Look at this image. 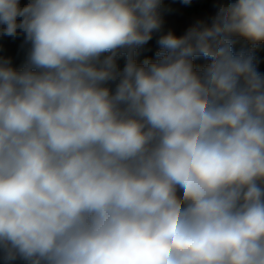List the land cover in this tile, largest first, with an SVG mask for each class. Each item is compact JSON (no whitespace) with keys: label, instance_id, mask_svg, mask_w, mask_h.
<instances>
[{"label":"clouds","instance_id":"1","mask_svg":"<svg viewBox=\"0 0 264 264\" xmlns=\"http://www.w3.org/2000/svg\"><path fill=\"white\" fill-rule=\"evenodd\" d=\"M213 8L0 0V264H264V0Z\"/></svg>","mask_w":264,"mask_h":264},{"label":"rangeland","instance_id":"2","mask_svg":"<svg viewBox=\"0 0 264 264\" xmlns=\"http://www.w3.org/2000/svg\"><path fill=\"white\" fill-rule=\"evenodd\" d=\"M165 2L174 9V11L167 13L169 15L185 14L188 16H199L201 19L211 15L214 11V0H193L190 6L180 4L179 0H165ZM20 39H22V37L16 40L9 37H0V55L6 56L14 52L20 44ZM255 54L260 62V70L264 71V45L259 46ZM14 64L19 65L17 62Z\"/></svg>","mask_w":264,"mask_h":264},{"label":"crops","instance_id":"3","mask_svg":"<svg viewBox=\"0 0 264 264\" xmlns=\"http://www.w3.org/2000/svg\"><path fill=\"white\" fill-rule=\"evenodd\" d=\"M200 19L199 16H188V15H169L165 13L164 16V27L165 30L171 29L177 33H182L184 30H186L187 27H189L192 23L195 22V20ZM156 48L155 42H150L149 46H147L146 50H144L142 53H148V52H154ZM150 49V50H147ZM27 51V45L24 46V48L14 55L12 57L14 63H22ZM18 66V65H17Z\"/></svg>","mask_w":264,"mask_h":264},{"label":"trees","instance_id":"4","mask_svg":"<svg viewBox=\"0 0 264 264\" xmlns=\"http://www.w3.org/2000/svg\"><path fill=\"white\" fill-rule=\"evenodd\" d=\"M182 15H185V14H182ZM194 15H198V14H194ZM19 38H21V37H19ZM24 46H25V44L23 43V38H22V39H20V44H19L18 48L14 52H12L6 56L13 57L17 53H19L24 48ZM153 54H154V52L142 53L140 58H144L145 56H152Z\"/></svg>","mask_w":264,"mask_h":264}]
</instances>
